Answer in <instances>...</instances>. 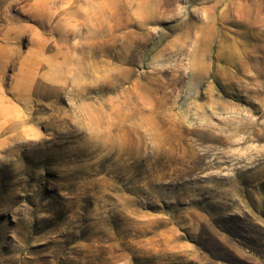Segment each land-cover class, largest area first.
<instances>
[{
  "label": "rangeland",
  "instance_id": "obj_1",
  "mask_svg": "<svg viewBox=\"0 0 264 264\" xmlns=\"http://www.w3.org/2000/svg\"><path fill=\"white\" fill-rule=\"evenodd\" d=\"M0 264H264V0H0Z\"/></svg>",
  "mask_w": 264,
  "mask_h": 264
}]
</instances>
